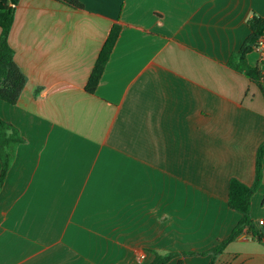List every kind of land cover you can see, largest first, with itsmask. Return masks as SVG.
<instances>
[{
	"label": "crops",
	"instance_id": "1",
	"mask_svg": "<svg viewBox=\"0 0 264 264\" xmlns=\"http://www.w3.org/2000/svg\"><path fill=\"white\" fill-rule=\"evenodd\" d=\"M78 1L83 10L15 6L9 43L27 84L17 104L0 99V117L26 141L0 190V264H151L210 250L241 220L229 184H254L264 142V97L228 66L264 0ZM248 63L264 71V53ZM251 219L264 232V157ZM216 264H264V244L244 234Z\"/></svg>",
	"mask_w": 264,
	"mask_h": 264
},
{
	"label": "trees",
	"instance_id": "2",
	"mask_svg": "<svg viewBox=\"0 0 264 264\" xmlns=\"http://www.w3.org/2000/svg\"><path fill=\"white\" fill-rule=\"evenodd\" d=\"M19 1L0 0V99L12 105L18 103L27 84V77L18 66L15 60V51L9 43L15 22V6ZM59 1L76 10L84 9V5L78 0ZM247 25L250 28V34L245 39L242 47L231 55L228 66L234 71L244 74L251 82L256 84L264 97V71L260 66H251L248 63V55L256 50L261 39L264 38V17L253 13L247 19ZM121 29L122 27L119 24L113 25L85 87L88 94L96 92L120 36ZM25 141L26 139L17 127L0 117V190L15 160L18 146ZM263 157L264 142L258 149L256 178L253 185H247L237 178H232L230 181L228 203L231 209L242 215V218L226 239L205 252L168 253L164 255L156 253L151 264H168L179 256H205L209 254L213 256L210 264H216L217 257L225 251L228 245L244 234L250 235L264 244V232L251 219L252 197L256 194L262 181ZM178 264H183V262L179 261Z\"/></svg>",
	"mask_w": 264,
	"mask_h": 264
},
{
	"label": "built area",
	"instance_id": "3",
	"mask_svg": "<svg viewBox=\"0 0 264 264\" xmlns=\"http://www.w3.org/2000/svg\"><path fill=\"white\" fill-rule=\"evenodd\" d=\"M256 51L264 53V38L261 39L259 45L256 47ZM261 226L264 225V220L260 221L259 223Z\"/></svg>",
	"mask_w": 264,
	"mask_h": 264
}]
</instances>
